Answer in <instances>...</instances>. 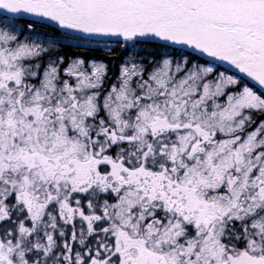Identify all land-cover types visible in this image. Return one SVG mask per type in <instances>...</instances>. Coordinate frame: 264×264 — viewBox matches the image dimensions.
<instances>
[{
    "label": "snow or ice",
    "instance_id": "snow-or-ice-1",
    "mask_svg": "<svg viewBox=\"0 0 264 264\" xmlns=\"http://www.w3.org/2000/svg\"><path fill=\"white\" fill-rule=\"evenodd\" d=\"M0 264H264V0H0Z\"/></svg>",
    "mask_w": 264,
    "mask_h": 264
}]
</instances>
